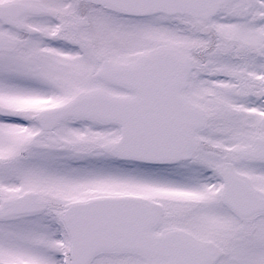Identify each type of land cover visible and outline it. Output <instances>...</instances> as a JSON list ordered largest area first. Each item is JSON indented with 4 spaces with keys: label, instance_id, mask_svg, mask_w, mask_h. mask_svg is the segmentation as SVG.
<instances>
[{
    "label": "snow or ice",
    "instance_id": "snow-or-ice-1",
    "mask_svg": "<svg viewBox=\"0 0 264 264\" xmlns=\"http://www.w3.org/2000/svg\"><path fill=\"white\" fill-rule=\"evenodd\" d=\"M0 264H264V0H0Z\"/></svg>",
    "mask_w": 264,
    "mask_h": 264
}]
</instances>
